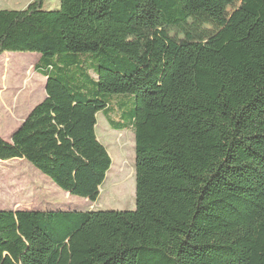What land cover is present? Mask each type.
<instances>
[{"label":"trees","instance_id":"obj_1","mask_svg":"<svg viewBox=\"0 0 264 264\" xmlns=\"http://www.w3.org/2000/svg\"><path fill=\"white\" fill-rule=\"evenodd\" d=\"M45 1L0 10V56L39 55L45 80L0 163L95 202L102 112L133 133L135 208L0 210V264H264V0Z\"/></svg>","mask_w":264,"mask_h":264},{"label":"rangeland","instance_id":"obj_2","mask_svg":"<svg viewBox=\"0 0 264 264\" xmlns=\"http://www.w3.org/2000/svg\"><path fill=\"white\" fill-rule=\"evenodd\" d=\"M31 1L0 0V10H22ZM58 6L59 0H47L42 9L53 11ZM237 6L236 3L227 12L232 14ZM191 30L194 37L201 35L203 40L218 33L209 25ZM166 33L174 46L185 39L176 29H167ZM38 59L39 55L35 53H4L0 56V138L4 141L10 140L32 108L45 98V80L33 70ZM129 106L130 102H127L123 110ZM117 117L118 114L113 116V121H117ZM94 121L95 136L111 159V167L95 202L68 196L34 167L23 160L13 159L0 163V210L133 211V133L114 130L102 112L94 116Z\"/></svg>","mask_w":264,"mask_h":264},{"label":"crops","instance_id":"obj_3","mask_svg":"<svg viewBox=\"0 0 264 264\" xmlns=\"http://www.w3.org/2000/svg\"><path fill=\"white\" fill-rule=\"evenodd\" d=\"M21 123H22V122H21ZM21 123H20V124H21ZM20 124H19V125H20Z\"/></svg>","mask_w":264,"mask_h":264}]
</instances>
